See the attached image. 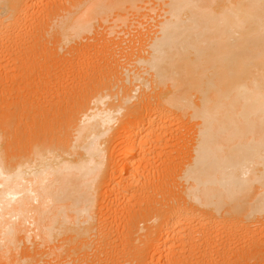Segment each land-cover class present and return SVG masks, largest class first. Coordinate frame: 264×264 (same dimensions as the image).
Here are the masks:
<instances>
[{
	"label": "bare ground",
	"instance_id": "1",
	"mask_svg": "<svg viewBox=\"0 0 264 264\" xmlns=\"http://www.w3.org/2000/svg\"><path fill=\"white\" fill-rule=\"evenodd\" d=\"M44 258L264 264V0H0V263Z\"/></svg>",
	"mask_w": 264,
	"mask_h": 264
},
{
	"label": "rangeland",
	"instance_id": "2",
	"mask_svg": "<svg viewBox=\"0 0 264 264\" xmlns=\"http://www.w3.org/2000/svg\"><path fill=\"white\" fill-rule=\"evenodd\" d=\"M47 36H48V35H47ZM11 82H12L11 80H10V81L8 80L7 83H11ZM44 260H45V258L42 259V260L40 261V263H37V264H41L42 262H43L42 264H44L45 262H46V264H48L49 262H51V263H49V264H54V263L56 264V263H59V262H57V260L54 261V259H52V258H50V259L48 258V260H50V261H45V262H44ZM46 260H47V258H46ZM2 262H3V264H4V263L6 264V262H4V261H2ZM2 262H1L0 264H2ZM53 262H54V263H53ZM33 264H34V263H33Z\"/></svg>",
	"mask_w": 264,
	"mask_h": 264
}]
</instances>
